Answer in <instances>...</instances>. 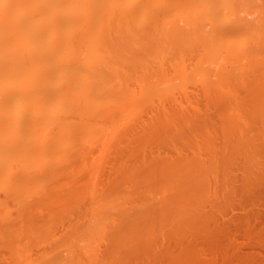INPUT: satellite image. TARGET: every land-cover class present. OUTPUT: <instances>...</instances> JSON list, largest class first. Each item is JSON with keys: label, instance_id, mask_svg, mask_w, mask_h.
<instances>
[{"label": "bare ground", "instance_id": "1", "mask_svg": "<svg viewBox=\"0 0 264 264\" xmlns=\"http://www.w3.org/2000/svg\"><path fill=\"white\" fill-rule=\"evenodd\" d=\"M261 71L264 0H0V250L252 264L229 226L264 243Z\"/></svg>", "mask_w": 264, "mask_h": 264}, {"label": "rangeland", "instance_id": "2", "mask_svg": "<svg viewBox=\"0 0 264 264\" xmlns=\"http://www.w3.org/2000/svg\"><path fill=\"white\" fill-rule=\"evenodd\" d=\"M261 64H262V63H261ZM261 72L264 73V71H261ZM260 74H261V73H260ZM250 85H251V84H250ZM257 85H258V84H257ZM257 85H255V86H257ZM241 95H242V94H241ZM240 97H241V96H240ZM210 116H211V115H210ZM212 118H213V115H212ZM258 127H259V126H258ZM163 148H164V147L161 148V149L163 150L162 153H164V154L166 155L167 151L170 150V149L168 148V150L165 152ZM166 148H167V147H166ZM166 148H165V150H166ZM161 149H160V152H161ZM169 152H171V150H170ZM162 153H160V155H162ZM164 154H163V155H164ZM163 155H162V156H163ZM167 155L169 156V155H171V153H167ZM107 165H108V164H107ZM103 166H104V165H103ZM105 166H106V165H105ZM108 166L110 167V164H109ZM108 166H107V167H108ZM107 167H104V168L107 170ZM106 170H104V171H105V172H104V173H105V177H106ZM107 171H108V170H107ZM104 173H103V179H104ZM108 173H109V171H108ZM107 175H108V174H107ZM99 179H100V178H99ZM99 179H98V180H99ZM101 179H102V177H101ZM103 179H102V180H103ZM98 180H97V181H98ZM102 180H101V181H102ZM101 181H100V182H101ZM104 181H105V179L103 180V182H104ZM96 183H97V182H96ZM96 183H95V184H96ZM98 184H99V183H98ZM256 191H257V190H256ZM258 191H259V192H258ZM258 191H257V193L260 194V190H258ZM95 194H96V193H95ZM95 194H93L92 196H94ZM259 194H257V195H259ZM73 196H74V194H73ZM73 196H72V197H73ZM78 196L80 197L79 194H78L77 196L75 195V197H73V198H75V199H76V198L79 199V202H80L81 204H79V202H78V205L81 206L82 204L84 205L85 203L87 204V202H90V201H89V200L91 199L90 196H89V197H88V196H84V197H82V195H81V198H78ZM92 196H91V197H92ZM97 196H100V194H99V195L97 194ZM97 196L94 197V198H97ZM73 198H72V200H75V199H73ZM86 199H87V200L89 199V200L86 202ZM81 200H82V201H81ZM84 200H85V203H83ZM86 204L83 206V208H84L85 206H88V205H86ZM262 204H264V203H259V204H258L257 209H255V210L257 211V213H258V214H257V218H256L255 220L253 219L254 222L256 221V222L254 223V225H256V227L259 228V229L257 228L256 231H257V230L260 231V229H262L261 232H258L259 235H260L261 233L264 234V228H262V227H264V210H262V209H264V205H262ZM78 207H79V206H78ZM78 207H77V208H78ZM81 207H82V206H81ZM81 207H80V208H81ZM260 207H261V208H260ZM80 208H79V209H80ZM83 208H82L81 210H85L86 207H85L84 209H83ZM248 208L250 209L251 207H248ZM258 208H260V209H258ZM73 209H74V208H73ZM246 209H247V208H245V210H243V211H246L245 213H248L249 211L252 210V209H250V210H249V209L246 210ZM71 210H72V209H71ZM235 210H237V211H234V210H233V211H234L233 213H232V211H230V214H228V216H229L230 218H231V216H230L231 214H235V213H237L236 215H241V214L244 215V214H245V213H243V211H242L241 209H238V208H237V209H235ZM248 210H249V211H248ZM54 211H55V214H56V212L58 213V210L56 211V209H55ZM54 211L51 209L50 212H52V213L54 214ZM74 211H75V210H74ZM77 211H79V210H77ZM50 212H49V213H50ZM60 212H62V211H60ZM68 212H69V211H68ZM68 212H67V214H70V213H68ZM251 212H252V211H251ZM254 212H255V211H254ZM52 213H51V214H52ZM73 213H74V212H73ZM76 213H77V212H76ZM80 213H81V212H80ZM80 213H79V212H78L77 214L74 213V215L76 216V215H78V214H80ZM82 213H83V214H81V216H80V215H78V216L82 217V216L84 215V212L82 211ZM259 213H261V214H259ZM37 214H38V213H37ZM55 214H54V215H55ZM71 214H72V213H71ZM74 215H73V214H72V215H69V218H70V219H71L72 217L74 218V217H75ZM236 215H235V216L232 215V216L236 218ZM245 215H247V214H245ZM251 215H252V214H251ZM59 216H60V215H59ZM70 216H71V217H70ZM78 216H76L75 218L77 219ZM33 217H34V219H35V218H39V215L34 214ZM62 217H63V218H62ZM64 217L66 218V214H65L64 216L62 215V216H61V219L58 217V215L54 216V218H57L56 220H59V222L56 221V222H57V223H56L57 226H55V225H56V224H55V225H53V226H55V228L52 227V229H55V230H53L52 232L54 233V235L56 234V235H55L56 237H57V233L60 232V233H58V234H61V231L63 230V228H65V226L63 227V225H64V223L66 224L67 220H66V222H65V221H64V219H65ZM233 217H232V218H233ZM242 217H243V216H242ZM253 217H254V216H253ZM67 218H68V217H67ZM67 218H66V219H67ZM238 219H241V218L238 217ZM37 220H38V219H36V221H37ZM39 220H41V219L39 218ZM60 220H61V222H62V225H61V224H60V225L58 224V223H60ZM68 220H69V219H68ZM234 220H235V219H234ZM32 221H33V220H32ZM41 221H42V220H41ZM41 221H37L36 224L39 225V224L41 223ZM69 221H70V220H69ZM72 221H73V219H72ZM72 221H71V222H72ZM231 221H233V219H232ZM258 221H259V222H258ZM39 222H40V223H39ZM63 222H64V223H63ZM234 222H235V221H234ZM234 222H231L232 225H234V226H233V227H232V226H229V230H230L231 235H234V238H235V240H236V241H235V242H236V243H235V248H236V245H237V249H239L240 254H242V253H246V254H243V256H245V257H246V256H247V257H250V258L253 260V261H252V262H253L252 264H261V263L264 264V243H262V244H261V242H259V243H257V242H256V243H255V242H252V243H251L250 241L246 240V239L243 237V235H242L243 233H242L241 231H239V230H240L239 228H237V227H239V226H236V225H235V223H236L237 221H236L235 223H234ZM32 223H33V225H34L35 221H33ZM38 223H39V224H38ZM43 223H44V222H43ZM68 223H69V222H68ZM68 223L66 224V225H68L67 227H69V225H70V223H69V224H68ZM237 223H238V222H237ZM237 223H236V224H237ZM41 225H42V223H41ZM230 225H231V224H230ZM238 225H239V224H238ZM58 226H59V228H58ZM235 227H236V228H235ZM260 227H261V228H260ZM60 228H61V230H60ZM57 229H59V231H58ZM65 229H67V228H65ZM240 232H241V233H240ZM235 234H236V235H235ZM236 237H237V238H236ZM262 237H264V236H262ZM243 239H244V240H243ZM13 241H15V240H13ZM13 241H11L12 244H13ZM17 241H18V240H17ZM37 241H38V240H37ZM247 241H248V242H247ZM2 242H4V241H2ZM2 242H1V243H2ZM11 242H10V243H11ZM22 242H23V241H22ZM32 242H33L35 245H37V244L39 243L37 246H35V245H33V244L31 245V246H33V247H36V248H33V253L36 251L35 249H38V248L40 247L39 245H41V244H43V245H42L43 248L41 247V248L43 249V251H44V249L46 248V245H47V247H48V248H46L47 251H48V249H50L49 246L53 245V244H52L53 242H51V243L48 242L49 244H47V242H46L45 244H44V243H41V244H40L39 241H38L37 243H35L36 241H32ZM246 242H247V243H246ZM18 243H19V241H18ZM18 243L16 244V242H14L13 245L16 244L17 247L19 246L18 248L21 247V248H20L21 252H22V249H23V252H24V253H26L25 251H30L29 253H32V250H31L32 247H30V249L27 248L28 246H27L26 244H27L28 242H25V241H24L23 243L20 242L22 245H24V244L26 243L25 245H26L27 247H25V245H24V246H22V245L20 246V245H18ZM20 243H19V244H20ZM29 243H30V242H29ZM12 244H8V245H6V246L11 247ZM50 244H51V245H50ZM240 244L242 245L241 248L239 247V246H241ZM244 244H246V245H244ZM251 244H252V245H251ZM258 244H259V245H258ZM0 245H1V244H0ZM4 245H5V244H4ZM48 245H49V246H48ZM165 245L167 246V244H165ZM165 245L163 244V247H165ZM243 245H244V246H243ZM6 246H5V247H6ZM44 246H45V248H44ZM53 246H55V248L58 247V245H56V243H54ZM101 246H103V244H101V245L99 244V248H98V249H100ZM250 246H251V247H250ZM2 247L4 248L3 245H2ZM13 247H14V246H13ZM17 247H15V249H17ZM24 247L27 248L28 250H25ZM51 247H52V246H51ZM246 247H247V248H246ZM255 247H256V248H255ZM52 248H53V247H52ZM52 248H51L50 250H52ZM55 248H54V249H55ZM104 248H106L105 245H104ZM104 248L102 247L101 249H103V251H104V250H105ZM0 249H1V248H0ZM6 249H9V248L6 247ZM6 249H5V250H6ZM39 249H40V248H39ZM39 249H38V250H39ZM46 249H45V252H46ZM154 249H155V247H154V248L152 249V251H151V253H152L153 255H154L153 252L156 250V249H155V250H154ZM9 250H12V249H9ZM17 250H19V249H17ZM20 250H19V251H20ZM34 250H35V251H34ZM38 250H37V251H38ZM40 250H41V249H40ZM95 250H96V249H95ZM153 250H154V251H153ZM260 250H261V251H260ZM13 251H15V250H12L11 253H12ZM19 251H17V252H19ZM43 251H42V252H43ZM99 251H100V250H99ZM101 251H102V250H101ZM101 251H100V253H101ZM237 251H238V250H237ZM239 251H238V252H239ZM243 251H244V252H243ZM256 251H257V252H256ZM3 252H4V249H3ZM3 252H2V250H0V253H2L3 256L5 255L6 257H5V256H4V257L1 256L0 259H1V258H2V259H3V258H7V257H8L7 255L10 253V252L8 253V251H7V253H6V251H5L4 253H3ZM23 252H22V254H21V253H18V254H21L19 257L16 255V252H15V255L12 253L16 258H20L21 260H20V259H19L18 261L15 260L16 258L13 257L12 254H10V255L13 257V260H14V261H12V258H9V257H8V259H3V260L1 259L2 261H0V263L2 264V262H3V263L5 262V264H8V262H10L11 264H16V263H12V262H16V261H17L18 264H24V263L26 264L27 261L29 262V260L32 259V257L29 256L30 259L28 260V255H29V254L27 255L28 252H27L26 254H24ZM97 252H98V251H97ZM97 252H94V254H95V255H96V254H100V253H97ZM252 252H253V254H252ZM254 252H255V253H254ZM37 253H38V252H37ZM40 253H41V251H39L38 254H40ZM151 253L148 254L149 256H148V255H145L147 258L150 257L149 259H151V261L149 260V261H150L149 263H148V261H145L144 258H143V261H145V262L140 261L141 258H142V256L144 257V255H142L140 259H136V260H138V261H136L137 264H146V262H147V264H153V263L155 262V260H158V259L160 260V259H162V257H161V258L157 257V258H158V259H157L156 256L154 255L156 259L153 260L154 258H153V256L150 255ZM23 254H24V255H23ZM60 254H61V253H60ZM102 254H103V252H102ZM102 254H101V255H102ZM207 254H208V255H207ZM207 254H205V255H206V257L208 256V260H209V261H212V260L215 259V258L213 259V257H212L209 253H207ZM248 254H249V256H248ZM257 254H258V255H257ZM0 255H1V254H0ZM10 255H9V256H10ZM22 255H23L24 257H22ZM26 255H27V256H26ZM35 255L37 256V254L34 253L33 257H34ZM63 255H64V258H67L65 254H63ZM101 255H99V256H101ZM260 255H261V256H260ZM11 256H10V257H11ZM99 256H97V257H99ZM102 256H103V255H102ZM102 256L99 257V258L96 257L97 259H95V256H94L93 259L97 261V260H99L100 258H102ZM139 256H140V255H139ZM139 256H138L137 258H139ZM209 256H210L212 259H210ZM251 256H252V257H251ZM26 257H27V258H26ZM57 257H58V256H57ZM61 257H62V256H61ZM146 257H145V258H146ZM151 257H152L153 259H152ZM203 257H204V256H203ZM206 257H205V260H206ZM14 258H15V259H14ZM22 258H23V260H22ZM25 258L27 259L26 262L24 261ZM35 258H36V257H35ZM55 258H56V257H55ZM55 258H54L53 260H55ZM59 258H60V257H59ZM59 258H58V260H62V259H63V258H62V259H61V258L59 259ZM84 258H85V261H83L82 259H77V260H75L76 262L74 261V262H72V263H74V264L77 263V264H78V263H81V260H82V262H84V263L86 262V263H88V264H91V262H93L94 264H95V263L98 264V262H95L94 260H92V258H91L90 260H88V259L86 260L87 257H84ZM88 258H90V257H88ZM9 259H11V261H10ZM26 259H25V260H26ZM216 259H217V258H216ZM233 259H234V258H233ZM233 259L230 260L231 262L229 261V264H230V263H231V264H235V263H236V264H246V263L249 264V263H250V262H249V263H248V262H245V263H244V262H242L243 260H241V259H240V260H238V259H236V260L234 259V260H233ZM4 260H5V261H4ZM6 260H7V261H6ZM63 260H65V259H63ZM63 260H62V262H64V263L66 264V262L63 261ZM101 260H104V259L102 258ZM147 260H148V259H147ZM219 260H220V259L218 258V259H217L218 262L216 261V264H224L223 262H221V261H223L222 259L220 260L221 263L219 262ZM260 260H261V261H260ZM21 261H23V263H22ZM31 261H32V262H31ZM31 261H30L31 264H32V263L35 264L36 262L38 263V260H35L34 258H33V260H31ZM34 261H35V262H34ZM66 261H67V260H66ZM77 261H78V262H77ZM160 261H161V262H162V261H163V262H166L167 260H166V258H165V260L162 259V260H160ZM259 261H260V262H259ZM6 262H7V263H6ZM102 262H103V261H102ZM156 262H157V261H156ZM214 262H215V261H213V263H214ZM258 262H259V263H258ZM30 263H29V264H30ZM67 263H68V262H67ZM93 263H92V264H93ZM62 264H63V263H62ZM133 264H136V263H133Z\"/></svg>", "mask_w": 264, "mask_h": 264}]
</instances>
